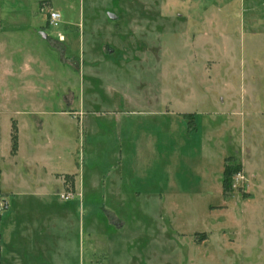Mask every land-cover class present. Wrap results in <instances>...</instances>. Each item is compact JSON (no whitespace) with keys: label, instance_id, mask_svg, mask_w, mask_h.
Returning <instances> with one entry per match:
<instances>
[{"label":"rangeland","instance_id":"rangeland-1","mask_svg":"<svg viewBox=\"0 0 264 264\" xmlns=\"http://www.w3.org/2000/svg\"><path fill=\"white\" fill-rule=\"evenodd\" d=\"M0 190L15 264H264V0H0Z\"/></svg>","mask_w":264,"mask_h":264},{"label":"crops","instance_id":"crops-1","mask_svg":"<svg viewBox=\"0 0 264 264\" xmlns=\"http://www.w3.org/2000/svg\"><path fill=\"white\" fill-rule=\"evenodd\" d=\"M16 127H17V138H18V141L20 142V140H21V130H19L20 127H19V123L18 122L16 123ZM10 134H11V132H10ZM120 154H121V149H119V157H118L119 161H120V158H121ZM40 172H41V174L38 175V176H40V177L43 176L44 178H46V181H45L46 184H47L46 187H44L42 189V192H40L39 194H35V193H33V194H24V196L34 197L33 199H35V197H37V196L46 197L43 200L44 202L42 203L45 206L44 207L45 208V212L47 214L51 215V216H54L55 217L54 218L55 221L56 220L57 221L59 220L60 222H62V220L66 221V216H67V212L69 211L68 210L69 207L68 206L67 207L66 206H62V205H59V207H58L57 204H56L57 203L56 201L55 202L52 201V202H54V204L53 203L51 204V202L49 201V198H48V197H55V196L57 197V193H58L57 191L61 190L60 186L64 187V184L62 183L61 175H57V174H60V173L66 172V171L65 170L64 171H56L54 169H49V168L43 167L40 170ZM40 179L42 180V182L40 183V186H42V184H44V181H43L42 178H40ZM83 180H84V176H83ZM82 190L84 192V197H83V200L80 203V207H81V212H80L81 213V216H80L81 219L80 220L82 222L81 226L82 227L84 226V221H83L84 218L90 216L93 219H92V221H89V223H91L92 227H94V226L97 225V222L100 220V215H99L100 211L99 210H100V207H103L102 202H104V200H102V201L100 200V197H102L104 199V195L103 194L100 195L98 193V191L101 190L100 184H98L97 186H94V184L92 183L91 187L86 188V191L89 192L88 193L89 194L88 197L92 196V198L87 199V200H90L91 202L89 201L90 205L86 204L87 206H90V208H88L86 213H85L83 211V207H84L83 204L85 202V197H86L85 196V187L84 188L82 187ZM113 192H115V191H113ZM108 195H109V197L110 196H114L115 197L114 199H112V198L110 199L109 198V205L110 206H114V204H116L117 202H121V203H118V204H123V201L120 199L121 198V196H120L121 194H118V193L112 194L111 193V194H108ZM0 196H1L0 198H2L1 200L3 201L2 204L0 203V225L2 226V229H0V249L5 250L4 249V245L5 244L6 245L10 244L9 247H8L9 251H7L5 256H3L2 264H15L14 262L17 259V256L19 254H18V251L16 250L15 246L11 245V243L13 241V237H16V236L18 237V234L16 233V230L18 229V227L20 225L22 227L24 226L25 228L28 227L29 230L32 229L31 226H30L31 225V221H30V219L27 220L28 217H26L25 209H20V207H19V209L21 211L18 213V208L17 207H18V205H20V203H17V197L19 196V194L14 193L12 190H8V191L7 190H0ZM94 196H96V198L97 197L98 198L94 200V198H93ZM39 203H41V201H39ZM28 204H30L32 207H34V209L37 208V206L34 205V204H36L35 202L31 203V201L29 200ZM16 209H17V211H16ZM9 210H10V212H8ZM31 211L32 210L27 211L28 212V216H29V213ZM36 213L37 212L32 211V214H36ZM54 213H55V215H53ZM51 216H50V218L49 217L44 218V221L46 222V219H47L48 222H49V220L52 218ZM2 217L4 218L2 220L3 222H1V218ZM62 224H64V223H62ZM60 229L62 230V227ZM92 229L94 230V228H92ZM80 230H81V228H80ZM121 230H123V229H121ZM121 230H119V231H121ZM33 233L34 232H32V234Z\"/></svg>","mask_w":264,"mask_h":264},{"label":"trees","instance_id":"trees-1","mask_svg":"<svg viewBox=\"0 0 264 264\" xmlns=\"http://www.w3.org/2000/svg\"><path fill=\"white\" fill-rule=\"evenodd\" d=\"M11 140H12V151H14V149L16 148V127L14 126V124L11 125ZM238 166L237 165H233V164H229V165H225L224 169H223V180H222V190L226 191V190H231V186H232V179L231 176L235 173H238Z\"/></svg>","mask_w":264,"mask_h":264},{"label":"built area","instance_id":"built-area-1","mask_svg":"<svg viewBox=\"0 0 264 264\" xmlns=\"http://www.w3.org/2000/svg\"><path fill=\"white\" fill-rule=\"evenodd\" d=\"M49 15H50L49 16V22H50V24L53 25V26H57L58 25V22L60 20V14L58 12H50ZM61 196H63V195H61Z\"/></svg>","mask_w":264,"mask_h":264},{"label":"water","instance_id":"water-1","mask_svg":"<svg viewBox=\"0 0 264 264\" xmlns=\"http://www.w3.org/2000/svg\"><path fill=\"white\" fill-rule=\"evenodd\" d=\"M112 17H113V15H111ZM43 36H45V35H43Z\"/></svg>","mask_w":264,"mask_h":264}]
</instances>
